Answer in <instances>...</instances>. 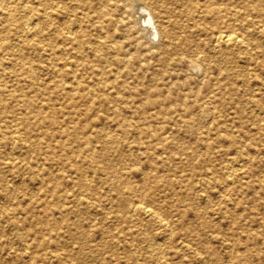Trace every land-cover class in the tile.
<instances>
[{"label": "rangeland", "instance_id": "1", "mask_svg": "<svg viewBox=\"0 0 264 264\" xmlns=\"http://www.w3.org/2000/svg\"><path fill=\"white\" fill-rule=\"evenodd\" d=\"M149 1L0 0V264H264V0Z\"/></svg>", "mask_w": 264, "mask_h": 264}, {"label": "bare ground", "instance_id": "2", "mask_svg": "<svg viewBox=\"0 0 264 264\" xmlns=\"http://www.w3.org/2000/svg\"><path fill=\"white\" fill-rule=\"evenodd\" d=\"M134 1V0H133ZM136 1V0H135ZM139 1V0H138ZM146 1V0H145ZM149 1V0H148ZM150 2V1H149ZM137 3V2H136ZM132 4H133V2H132ZM134 7H138L137 9H138V11H139V14L137 13L136 15H138L137 17L135 16V18H138V20H139V22H140V25H142V26H140L139 28H140V30L143 32V33H145V36H147L150 40H153V39H155L156 37H158L159 38V33H158V28H157V26H156V24H155V22H154V18H153V14H152V12L149 10V8H148V6H146L143 2H139V3H137ZM128 7H126V9H127ZM23 9H25V8H23ZM26 10V9H25ZM24 10V11H25ZM49 10V9H48ZM20 11V10H19ZM154 11V10H153ZM135 12V11H134ZM136 13V12H135ZM47 15H48V12H47ZM157 15V14H156ZM24 17L25 16H23V19H24ZM25 19H26V17H25ZM28 19H30V18H28ZM24 22H26L25 20H24ZM25 24V23H24ZM26 25H27V27H30V25H32L31 23H30V21L28 22V23H26ZM34 25V24H33ZM264 28V27H263ZM262 28V29H263ZM67 32H69V31H67ZM76 32V31H75ZM74 32L72 31V34H73ZM232 33V32H231ZM231 33H226V32H221V31H218L216 34H215V36H214V40L213 41H215V43H219V42H223V44L225 45V44H233V43H236L237 41H239L240 40V38H239V40L237 39V37H235L233 34H231ZM71 34V35H72ZM235 34V33H234ZM146 37V38H147ZM147 38V39H148ZM152 42V41H151ZM150 42V43H151ZM155 42H157V41H155ZM154 42V43H155ZM244 42V41H243ZM111 44V43H110ZM112 45V44H111ZM214 45V44H213ZM245 46V45H244ZM243 46V47H244ZM7 64V63H6ZM187 66V65H186ZM189 66V65H188ZM191 66V65H190ZM192 67H194V66H192ZM191 67V68H192ZM195 72V71H194ZM131 154V153H130ZM228 158V157H227ZM225 168V167H224ZM202 179V178H201ZM150 208V207H149ZM131 211L134 213V212H136V213H144V214H146V215H148L149 217L150 216H154V211H152L153 213H151L150 212V210L148 209V208H146V207H143V206H141V205H139V204H134L131 208ZM156 215V214H155ZM131 216V215H130ZM145 216V215H144ZM155 218V217H154ZM148 220V219H147ZM158 222V221H157ZM160 223V222H159ZM163 223H165V222H163ZM161 224V223H160ZM166 225H167V223H165ZM163 226H164V224H163ZM163 226H161L162 228H164ZM171 229V228H170ZM182 243V242H181ZM184 244V243H183ZM160 245V244H159ZM150 246V245H149ZM160 246H162V245H160ZM152 247V246H151ZM146 248V247H145ZM151 249V248H150Z\"/></svg>", "mask_w": 264, "mask_h": 264}]
</instances>
